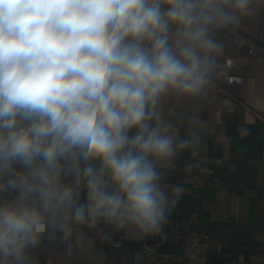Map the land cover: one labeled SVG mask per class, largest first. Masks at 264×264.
Returning a JSON list of instances; mask_svg holds the SVG:
<instances>
[{
    "label": "clouds",
    "instance_id": "1",
    "mask_svg": "<svg viewBox=\"0 0 264 264\" xmlns=\"http://www.w3.org/2000/svg\"><path fill=\"white\" fill-rule=\"evenodd\" d=\"M249 2L0 0V193L15 194L0 202V264H24L62 220L160 231L157 163L188 141L156 105L200 92L220 48L211 33Z\"/></svg>",
    "mask_w": 264,
    "mask_h": 264
},
{
    "label": "crops",
    "instance_id": "2",
    "mask_svg": "<svg viewBox=\"0 0 264 264\" xmlns=\"http://www.w3.org/2000/svg\"><path fill=\"white\" fill-rule=\"evenodd\" d=\"M228 27L257 35L264 46V0H250ZM211 34L220 48L212 54L209 77L221 82L225 59L235 55L232 71L243 75L244 82L227 85V93L209 107L175 99L172 91L156 105L160 122L172 125L177 142L188 141L174 158L157 163L169 194L160 231L170 233L174 227L177 236L157 253L145 251L139 242L109 250L106 221L62 220L63 229L49 226L26 250L24 264H182L180 236L194 229L208 232L221 246L211 249L208 264H264V56L244 54L227 28ZM92 163L98 167L97 161ZM64 182H73L70 173ZM175 188L178 194H173ZM14 195L0 193L1 202Z\"/></svg>",
    "mask_w": 264,
    "mask_h": 264
},
{
    "label": "built area",
    "instance_id": "3",
    "mask_svg": "<svg viewBox=\"0 0 264 264\" xmlns=\"http://www.w3.org/2000/svg\"><path fill=\"white\" fill-rule=\"evenodd\" d=\"M226 28L231 33L234 45L244 54L255 58L264 56V46L258 41L257 35L249 37L231 27L227 26ZM235 61V55H230L225 59V75L221 82H216L209 77V82L204 85L200 92L194 95L176 93L175 99L199 106H211L222 94L227 93V85L242 84L244 82L243 75L235 74L232 71ZM103 229L106 234L105 245L109 250L119 248L125 242H139L144 244L145 251L152 250L157 253L161 245L169 242L171 236H177V231L174 227L171 228L170 233L158 231L154 234H141L127 227L118 230L114 224L105 222ZM179 245L181 248L182 264H208L211 249L214 247L221 248L220 245L213 242L208 232H201L198 229L182 234Z\"/></svg>",
    "mask_w": 264,
    "mask_h": 264
}]
</instances>
